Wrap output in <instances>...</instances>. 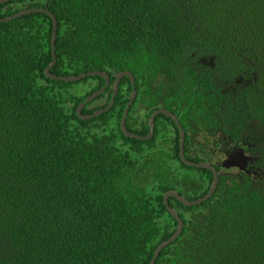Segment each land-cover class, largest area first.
<instances>
[{
	"label": "trees",
	"instance_id": "obj_1",
	"mask_svg": "<svg viewBox=\"0 0 264 264\" xmlns=\"http://www.w3.org/2000/svg\"><path fill=\"white\" fill-rule=\"evenodd\" d=\"M33 7L58 18L53 73L105 71L109 91L133 73L127 128L140 135L144 105L195 96L186 76L207 55V161L221 170L232 144L255 158L202 204L170 198L184 229L156 264H264V0H11L0 17ZM53 32L46 12L0 22V264H151L178 227L164 194L201 198L214 172L182 161L171 119L176 131L160 115L151 139L125 136L127 76L111 110L82 119L106 79L49 78Z\"/></svg>",
	"mask_w": 264,
	"mask_h": 264
},
{
	"label": "water",
	"instance_id": "obj_2",
	"mask_svg": "<svg viewBox=\"0 0 264 264\" xmlns=\"http://www.w3.org/2000/svg\"><path fill=\"white\" fill-rule=\"evenodd\" d=\"M8 1H11V0H0V6L2 4H4V3L8 2ZM37 12H46V13H48L53 18V21H54V32H53V36H52L53 60H52L50 65L45 70L46 75L49 78L73 82V81H79L81 79H84L87 76H97V75H99V76L104 77L106 79L105 88H103L102 90H99L98 92H96L92 96H89L78 107L77 111H78L79 116L82 119H91V118H94L95 116H98L100 114H103V113L109 111L111 109V107L113 106V104L115 103V98H116V96L118 94L122 79L127 76L133 82L134 90L132 92V95H131L130 101L128 103L127 109H126V111H125V113H124V115L122 117V120H121V128H122V131L125 134V136L130 137V138H137V139H140V140L151 139L154 136V134H155V120H156V116L158 115V113L163 112L166 115H168V116L172 117L173 119L177 120V122L180 124V130H181V134H182V137H181V153L180 154H181L182 161L185 164L189 165V166L206 168V169L212 170L214 172V181H213V183L211 185V188H210L209 192L205 196H203L201 198H198V199H195V200H189V199H187L185 196H183L181 193H179L176 190H169V191H167L164 194L165 204L167 205L168 210L171 212V214L178 221V227H177L176 232L173 234V236H171V238H169L168 240L164 241L157 248V250H156V252L154 254V257H153V259L151 261V264H156L157 258L160 255V253L163 250V248L167 247L169 244H171L173 241H175L181 235V233L183 232V229H184V221L181 218V216H180L179 212L177 211V209L170 205V198L171 197H176L177 199H179L181 202H183L187 206H194V205L202 204L204 201H207L208 199H210L214 195V193L217 190V187L219 185L220 175L223 174L225 170H230L232 168H240V170H245L248 173H250L251 170L248 168V166L254 160L255 157L252 156L249 152H247L244 147L235 146L233 148V150H231V151H229L227 153V157L223 160V162L221 164V168H222L221 170H219V167L214 165L212 162H208V161L207 162H204V161L196 162V161H193V160H189L187 158L186 151H185L186 132H185L183 126L181 125L180 121L176 117V115H174L171 111L165 110V109L161 110V111H157V112H155L152 115V117L150 119V121H151L150 122L151 130H150L149 134L140 135V134L133 133V132L129 131V129L127 128V119H128L132 104L134 103V101H135V99L137 97V93H138V90H137V87H136L135 76L130 71H120L117 74H115L116 80H115V83H114L113 98H112L110 104L106 108L101 109V110L95 112L94 114H90V115L83 114L82 110L85 107V105L89 101H91L94 97H96V96H98V95H100V94H102V93H104L106 91L107 87L110 85L111 76H110V74L108 72H105V71H90L88 73H83V74H80V75H66V76L57 75L56 73L52 72L53 68L56 66L57 61H58L56 41H57V37H58V27L59 26H58V18L56 16V14L53 13L52 11H50L47 8H39V7L26 8V9H23V10L19 11L18 13H15V14H13L11 16L4 17V18L0 17V22H9V21H12V20H14L16 18L22 17L24 15L31 14V13H37ZM94 107H95V104L89 106L90 109H93Z\"/></svg>",
	"mask_w": 264,
	"mask_h": 264
},
{
	"label": "flooded vegetation",
	"instance_id": "obj_3",
	"mask_svg": "<svg viewBox=\"0 0 264 264\" xmlns=\"http://www.w3.org/2000/svg\"><path fill=\"white\" fill-rule=\"evenodd\" d=\"M194 56H195V60H197V61L195 62V65L191 66V68L193 69V72H191V74L186 76L187 78L189 77L187 80L186 88L188 86H191L190 89L193 91L192 87L197 86L195 96H193V97L188 96V97H184V98L177 96L176 98H174L169 103H166L164 101L165 98L159 99L157 101V103L150 104V105H144V107L145 108L150 107L151 109H154V110H152L151 116L149 118V125L151 122L150 119H151L152 115L157 111H161V110L165 109V110L171 111L174 115H176V117L178 118V120L180 121L181 125L183 126V128L186 132L185 151H186V148L188 145L190 153L192 155H195L194 157L200 156L202 159H204V162H207V55L202 56L200 53H197V54H194ZM114 83L115 82H113V91L108 90V88L110 86L109 85L104 93L94 97L91 101H89L85 105L83 110L86 109L90 112L87 111L86 113H83V114H85V115L94 114L95 112L106 108L110 104V102L113 98ZM103 88H105V87H102L100 90H102ZM178 89L179 88L176 89L177 92H178ZM119 90H120V88H119ZM164 90H165V88L162 87L161 91L164 92ZM132 92L129 95V100H128L127 105H126V109H127L128 103L130 101ZM95 93H93V94H95ZM92 95H90V96H92ZM134 103H135V101H134ZM134 103L132 104V107H133ZM93 104H95V107L93 109H90L89 106H91ZM115 104H116V98H115V103L113 104V106ZM113 106L111 107V109L113 108ZM132 107H131V109H132ZM83 110H82V112H83ZM143 112H146V111L144 110ZM160 115H161V117H160L161 122L163 123V125H165V123L167 125L170 124V126L173 127V129L175 131H176V126H177V129L179 130V135H180V148H181L182 134H181V130H180V124L177 122V120L173 119L172 117L166 115L163 112L158 113V115L156 116L155 124L157 122V117H159ZM95 117H97V116H95ZM170 119L176 126L170 121ZM150 130H151V127H150ZM188 136L190 138L189 144H187ZM244 144H247V143L244 142ZM235 146H238V145L232 144L231 147H226L224 149L226 157H227V153L229 151L233 150V148ZM189 160H191V159H189ZM232 169L240 170V168H232Z\"/></svg>",
	"mask_w": 264,
	"mask_h": 264
}]
</instances>
